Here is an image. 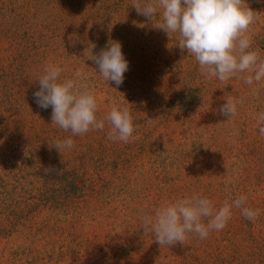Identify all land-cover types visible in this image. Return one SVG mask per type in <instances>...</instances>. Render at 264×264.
<instances>
[{
    "label": "trees",
    "instance_id": "1",
    "mask_svg": "<svg viewBox=\"0 0 264 264\" xmlns=\"http://www.w3.org/2000/svg\"><path fill=\"white\" fill-rule=\"evenodd\" d=\"M110 41L121 43L129 62L119 87L105 81L90 59ZM172 43L178 40L169 39L154 21L138 14L133 0H0V236L17 226L24 229L25 244L35 233L42 235L50 247L44 255L53 261L58 254V263L167 264L140 252L155 240L154 234L143 231L142 213L195 193L207 196L218 209L224 200L244 194L245 207L260 210L255 221L233 208L222 231H213L204 240L192 235L184 244L167 246L173 256L169 264H226L222 249L200 255L202 242L210 244L211 250L219 242H229L225 249L235 250L245 243L250 250L243 257L234 253L235 264H264V244L254 238L259 226L264 234V188L249 192L219 181V151L197 142L186 148L191 134L156 139L157 131L178 127L181 121L166 98L173 71ZM49 64L63 69L61 80L84 74L86 79L80 82L95 92L98 118L114 103H128L135 139L109 140L107 121L103 130L83 136H72L52 124L51 106L39 107L34 97ZM200 100L198 92L195 101ZM241 135L247 139L245 131ZM69 137L75 141L72 150L59 152L53 146ZM212 138L216 140L214 134ZM261 141L264 136L254 142ZM137 163L144 173L138 171ZM46 169L52 171L46 173ZM61 170L62 175H57ZM43 208L55 216H44L38 227L35 219L42 218ZM241 231L246 237L239 244L237 232ZM49 233L55 240L49 241ZM23 250V264H41L42 255Z\"/></svg>",
    "mask_w": 264,
    "mask_h": 264
},
{
    "label": "clouds",
    "instance_id": "2",
    "mask_svg": "<svg viewBox=\"0 0 264 264\" xmlns=\"http://www.w3.org/2000/svg\"><path fill=\"white\" fill-rule=\"evenodd\" d=\"M133 7L138 14L154 21L155 28L163 30L169 39L175 35L178 47L194 57L205 80L215 78L227 84L232 79H242L249 86L264 81V58L260 50L253 47L251 35V26L259 14L248 6L246 0H133ZM90 59L98 65L99 75L105 81L114 82L116 87L123 83L129 62L122 53L120 42L110 41ZM62 71L56 64L47 65L38 80L39 91L34 93L39 107L47 109L51 106L52 124L65 132L70 131L72 136H83L89 131L103 130L107 121L109 140L128 143L135 139L136 125L128 103H114L103 118H98L95 92L80 82L86 79L84 74L77 72L75 79L61 80ZM241 104V99L228 96L219 113L230 120L237 115ZM258 118L264 122V113ZM259 133L264 136V126L259 127ZM53 146L59 152L70 151L75 141L69 137L57 140ZM45 171L51 172L52 169ZM62 173L63 170L56 174ZM246 202L247 195L242 194L236 199L224 200L217 209L207 196L195 193L164 201L151 213L144 212L139 218L145 234H154L160 246L170 247L184 244L192 235L204 240L211 232L222 231L232 218L233 208L240 209L246 219L255 221L260 210L245 207Z\"/></svg>",
    "mask_w": 264,
    "mask_h": 264
},
{
    "label": "rangeland",
    "instance_id": "3",
    "mask_svg": "<svg viewBox=\"0 0 264 264\" xmlns=\"http://www.w3.org/2000/svg\"><path fill=\"white\" fill-rule=\"evenodd\" d=\"M246 3L253 11L259 14V18L251 26V35L253 47L258 48L261 57L264 58V0H246ZM173 39L177 41L175 35ZM171 47L169 56L173 71L170 74L171 86H169V90L166 93V98L171 101L170 110L172 111L173 105V111H176V115L180 117L181 121L178 127L172 126L168 128V131L160 129L159 133L157 131L156 139L158 141L168 140L172 136L181 139L182 132L187 135L191 134V142L185 146L186 148L192 146V142H197L204 148L211 145V148L219 151L222 160L218 174L219 181H224L237 190H246L248 188L249 192L264 188V141H261L259 145L254 142L256 139L263 137L258 133L259 127L264 126V122L260 121L258 117L260 113H264V81L260 84L249 86L242 79H232L227 84H222L215 78L205 80L201 76L199 67L191 54H188L186 50L180 49L177 43H172ZM180 72L183 78L180 77ZM253 89H256L255 93ZM198 92L201 93V100L196 102L195 97ZM180 95H183V98ZM228 96H234L242 100V104L238 107L237 115L230 120H227L228 117L219 113L220 107L226 103ZM242 131L246 132V140H242ZM225 132H231L232 134ZM213 134L216 137L215 141L212 138ZM230 134L231 139H228ZM137 164L140 173H144L145 170L149 169L148 159L144 161L145 170L140 168L139 163ZM158 173L160 172L158 171ZM176 174L175 172L174 176ZM42 211L44 213L42 218L37 217L35 219L34 224H37L36 226L38 227L42 221H45L44 216H55V214L47 213L49 211L44 210V208ZM259 227L260 231L255 230L254 238L258 244L263 245L264 234L261 231L262 227ZM21 230L24 229L18 226L12 227L9 233L0 236V264H23L26 256L23 250L25 248H29L34 254L42 255L41 264H65L57 262L58 254L54 255L53 261L47 255H44V249L50 247L48 244L45 245V241H42V235L39 236L35 233L32 237L27 236L28 240L26 241L28 244H25L24 234H21ZM60 233L61 231H59L58 235ZM239 233L237 232L239 235L237 243L242 244L246 234L244 231ZM79 235H83V233L81 232ZM48 239L49 241L55 240V236L49 233ZM228 244L229 242H219V246L211 250L210 244L202 242V245L199 243L198 253L206 256L208 252L214 254L215 250L222 249L221 255L227 257L223 263L235 264V261L231 258L234 253L236 256L239 254L243 257L250 250L244 246L246 245L245 243L243 247L241 245L236 250L233 247L225 249ZM164 246L167 247V245L160 246L155 240L148 241V244L140 252L146 257H151V259L160 258L162 262L169 264L173 256L171 249L168 247V249H162ZM250 246L254 245L249 244L248 247ZM16 252L19 253L18 256L14 255ZM66 263L71 264L70 262Z\"/></svg>",
    "mask_w": 264,
    "mask_h": 264
}]
</instances>
